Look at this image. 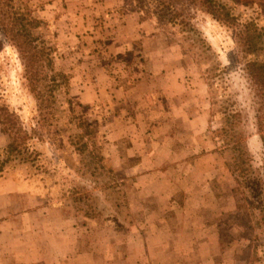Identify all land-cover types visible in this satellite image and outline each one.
Returning a JSON list of instances; mask_svg holds the SVG:
<instances>
[{
    "label": "rangeland",
    "instance_id": "rangeland-1",
    "mask_svg": "<svg viewBox=\"0 0 264 264\" xmlns=\"http://www.w3.org/2000/svg\"><path fill=\"white\" fill-rule=\"evenodd\" d=\"M143 1L145 10L135 0H28L44 20L37 35L52 48L36 77L0 34L1 101L28 133L29 149L42 153L33 161L24 150L29 163L12 162L0 179V233L8 234L0 264L79 253L91 256L89 264H154L171 254L172 264H264V227L233 192L237 180L215 135V103L226 96L263 173L261 96L236 30L191 0H166L165 8ZM259 7L241 11L258 17ZM259 23L264 28L261 14ZM214 73L227 83L212 81ZM33 78L38 90L55 79V105L45 94L37 101ZM75 113L98 136L103 170L93 175L72 143ZM11 142L0 131V160ZM165 230L173 235L159 236Z\"/></svg>",
    "mask_w": 264,
    "mask_h": 264
},
{
    "label": "trees",
    "instance_id": "trees-1",
    "mask_svg": "<svg viewBox=\"0 0 264 264\" xmlns=\"http://www.w3.org/2000/svg\"><path fill=\"white\" fill-rule=\"evenodd\" d=\"M135 1L138 2L142 10H145L143 0ZM155 1L160 3V7H166V0ZM191 2L200 6L221 27L236 30L237 42L241 47L246 71L261 96L258 125L264 148V28L259 23L260 14L261 17H264L263 4L257 0H191ZM256 6L261 11V13H258V17L246 16V13L241 11L242 9L244 11L253 10L257 14ZM43 21L35 16L28 0H0V34L3 37L2 39L13 45L21 54L29 77L30 74L31 76L35 75V77L41 74L39 68L43 66L41 63L39 64V60L41 61L42 53L46 51L48 53L47 62L50 63L51 60L49 55L52 54V48L37 35L39 31L43 30ZM209 78L214 82H217L215 79L220 80L222 83L228 81L224 73H214L209 75ZM30 81L35 89L37 101L41 102L42 94H45L52 101V105H55L53 101L56 100L60 89L55 79H51L44 90H38V83L41 81L37 85L35 78L30 79ZM225 85L222 86L223 90H225ZM224 97L222 102L215 103L219 115H217L215 135L219 143L222 144L223 157L237 180L238 186L233 192L236 195L243 194L256 218L258 227L262 228L264 227V164L262 167L263 173L257 174L247 154L245 142L239 135L243 123L241 113L236 109L234 102ZM222 104L223 106L220 109ZM74 120L79 131L73 137L72 143L77 147L78 154L89 158L88 169L91 174L102 171L104 158L97 153V149H99L97 134H95L92 125L76 113L74 114ZM0 131L2 134L11 135L12 138V142L5 149L4 159L0 160V179L4 177L6 167L12 162L20 160L21 164H28L30 160L25 159L27 153L32 157L34 156L33 161L41 159L42 153L29 149L28 133L24 130L16 115L2 103L1 98ZM91 144L96 149L95 151L91 150ZM24 150L28 152L25 153ZM92 165L94 166L92 167ZM39 166H41L40 161ZM40 174L31 175V178Z\"/></svg>",
    "mask_w": 264,
    "mask_h": 264
},
{
    "label": "crops",
    "instance_id": "crops-1",
    "mask_svg": "<svg viewBox=\"0 0 264 264\" xmlns=\"http://www.w3.org/2000/svg\"><path fill=\"white\" fill-rule=\"evenodd\" d=\"M98 97H96V99H98ZM166 233H170L171 235H173V232L171 230H165V231H161L159 236L161 237H164L166 235ZM8 234L6 233H0V241L4 238H6ZM169 243V246L171 247V249L174 248V250L171 251V253H177L176 251L179 250V246H177L175 244V241H170L168 242ZM156 251L159 252V253H164L166 251V247H167V244L163 241L161 243H157L156 244ZM68 251L70 252L72 250V246H69L68 247ZM73 249H76L75 247H73ZM176 250V251H175ZM70 254V253H68ZM172 255V254H171ZM171 255H169L170 257L167 258V259H161L160 261H157V263H154V264H172L173 263V258L171 257ZM69 256V255H68ZM178 258V257H177ZM91 256L89 254H75V255H72L68 258V260H63V258L61 259V262L58 261V258H56V260L53 262H50L48 261L47 264H89V262L91 261ZM31 264H33V262H31Z\"/></svg>",
    "mask_w": 264,
    "mask_h": 264
}]
</instances>
